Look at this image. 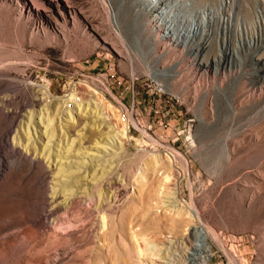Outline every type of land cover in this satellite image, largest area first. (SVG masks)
<instances>
[{
	"label": "rangeland",
	"instance_id": "374dc122",
	"mask_svg": "<svg viewBox=\"0 0 264 264\" xmlns=\"http://www.w3.org/2000/svg\"><path fill=\"white\" fill-rule=\"evenodd\" d=\"M88 1V14L110 32L106 36L117 48L96 30L86 29V19L70 18L66 32L47 22L35 29L18 1L0 0V264H83L89 247L93 254L103 248L109 255L100 238L107 229L103 215L116 227L123 220L127 223V236L118 232L111 245L131 255L132 264H165L161 255L139 256L138 249L128 245L135 244L136 239L130 240L133 232L139 240L154 243L148 244L149 252L163 240L179 238L171 227L173 207L167 201L178 185L176 200L194 206L202 222L228 246L229 254L214 246L207 264H264V0H168L162 31L156 33L151 29L157 16L151 13L154 0ZM164 32H170L166 40ZM226 47L231 53H224ZM111 66L116 76L134 72L148 80L160 77L168 91L192 99L191 110L198 117L195 161L190 177L176 175L169 161L141 148L129 134L124 152L110 147L102 149L101 156L83 157L72 150L74 171L64 179L81 177L68 180L71 189L86 182L88 194L76 198L70 213H60L61 220L74 225L69 229L74 238L63 240L49 223L55 218L48 214L54 171L42 151L58 152L72 143L70 139H80V131L88 136L83 147L105 142L110 138L105 136L125 126L106 92L102 73ZM46 87L48 98L38 104ZM99 96L111 105L105 113L97 110ZM44 107L56 122L60 115L64 118V133L58 123L50 143L45 122L37 115ZM59 107L68 113H59ZM72 111L75 120L69 122ZM78 147L74 143L69 148ZM95 165L96 171L91 170ZM166 175L173 179L165 186ZM116 180L125 190L115 199ZM92 182L98 186L94 194Z\"/></svg>",
	"mask_w": 264,
	"mask_h": 264
},
{
	"label": "bare ground",
	"instance_id": "6f19581e",
	"mask_svg": "<svg viewBox=\"0 0 264 264\" xmlns=\"http://www.w3.org/2000/svg\"><path fill=\"white\" fill-rule=\"evenodd\" d=\"M16 1H18V5L20 6V9H27V11L30 13L31 23L35 29H40L42 27V25H44V23L47 22V23H50L56 31H58L61 28L63 31L66 32L67 31L66 23H68L70 18L73 19V21L86 19V23L84 25L86 27V29L91 27V29L96 30V32H99L100 36H103V38L105 39V42H109L108 40H110L109 39L110 37L106 36V35H110V32L108 30L100 27V23L95 16L88 14L89 10H87V6H88V4H90L88 0H63L66 2L65 5L62 2V0H31L32 5L30 4V0H16ZM165 1L166 0H160L158 2L159 4H157V5L155 4L156 6L153 7L154 9H152L153 10L152 14L159 16L160 10L163 7ZM42 3L45 4L46 8H43L41 6V5H43ZM57 14H61L63 21H64L63 23H60V20L58 19ZM157 16L155 19L159 25L160 24L159 19H161V16L160 17H157ZM194 27H193V29H194ZM198 29H199L198 27L195 28V30H197V31H198ZM193 31L194 30H192V33H193ZM65 32H64V34L66 35ZM169 33L170 32L164 33V36H165L164 40L169 38V35H168ZM196 33H198V32H196ZM116 34L119 38H122V33L117 28H116ZM263 34H264V32H263ZM196 38H198V37H196ZM110 41H111V44H113L115 46V43L113 42L114 40L111 39ZM201 44H202V41L199 40L196 43V49H198ZM124 46H125V44H124ZM231 51H232V49L230 47L229 48L226 47L224 53L225 54L231 53ZM233 52H235V49H233ZM262 58L260 56L257 59L262 60ZM188 60H190V59H188ZM262 61H264V59ZM201 62H203V65L206 64V61H201ZM145 64H146V62H145ZM158 72H157V74H159L161 76L163 75V74L158 73ZM148 73L153 75V70L149 69ZM165 74L167 75V73H165ZM172 78L177 79L178 77L172 76ZM159 80L162 81V79H160V78H159ZM196 91H197V89H196ZM48 93H49L48 88L46 87L45 90L40 93L42 95V97L37 99L38 104H40V101H41V103H43L42 100L48 98ZM208 94H207V96H208ZM211 99H212V97H211ZM96 103L98 106V108L97 107L96 108L100 113L107 112L108 107L110 108V106H111L109 104V102L107 103L105 101L104 97H101V96H99V98L97 97ZM60 106L63 107L62 104H60ZM61 107H59L58 112L65 114L67 111L66 112H65V110L62 111ZM45 110H47V113L45 112ZM68 110L70 111V109H68ZM111 110H113V109H111ZM116 110H118V109H116ZM69 113H70V118H69L70 121L69 120H67V121L71 122V121L75 120V116H74L73 111L69 112ZM30 114H31L30 118L33 119V117L36 115V112L32 111ZM37 115H40L43 118V121L45 122V129H46L45 132H46L47 137H49V143L52 140V137H54V135H55L56 125L58 123L59 124L57 125V127L59 126L61 132L63 131V133H64L65 124L63 123V119H64L63 115H60L57 118L58 120L56 122V117H54V115H51V113L49 112V109H47L45 107L40 109V112H38ZM122 127H123L122 129H117V128L114 129L112 134L105 136V138L106 137L111 138V139L110 138L107 139V141H105V142L98 141L96 144L87 145V146L83 147V144H86L88 136L85 135L84 131L83 132L80 131L81 133L79 132V135L81 138L77 139V140H75V138H73L72 140L70 139V141L72 143L67 144L65 146V148L62 147L63 152H62V148L58 152H55V153L42 151V155L47 160L46 162L48 163L47 166H48L49 170L51 169V171H54L53 172L54 175L52 176L51 179L53 182H55V184L53 183L54 185L51 186V191H50V194L48 196L49 197V204H50V208L48 209V214L51 216H55V218H53V220L49 221V223H50V225H53V229L56 230L57 235H61L60 236L61 239H63V240L65 239V240L69 241V240L74 238L73 237L74 232L69 231V229H71V227H74V225L71 222V220H67L64 218H63L64 220H61L60 219V213L62 211L66 212V213H70V210L73 207L76 198L83 196L82 193L86 192V194H88V192L86 191V189H87L86 182L81 183L82 186L79 184L77 186V189H76L77 191L75 189H71L72 187H71V184L69 183L68 180H70V182H77L78 180H80L79 178H81V177H78V178H74V177L72 178L71 177L69 179H64L66 176H68V173H70L71 170H73V169H71L72 164L70 163L72 160L70 158V155H72L73 153H70V152L72 150H75L74 154H77V155L83 154V157L101 156L100 154L102 153V149L103 150L105 148L110 149V147H112V148L115 147L116 151L120 150V152H124L125 151L124 140H127L126 138H128L129 135L127 134V126L123 125ZM25 130H26V134L28 136V138H26V139H30V132L27 131L28 129H25ZM63 137H64V134H63ZM74 143H75V145H79L80 147H78L77 149L69 148L70 145H73ZM27 146H29V144ZM24 152H25V154L30 155L31 149L26 148V150H24ZM118 152H116L117 153L116 155H119ZM120 154H122V153H120ZM51 155H55L56 157H58V159H51ZM159 162H160V160L155 157L154 163L157 164ZM95 164L97 165V163H95ZM96 165L91 170L96 171L95 170ZM154 167H156V165ZM87 169L88 168L85 167L84 171H86ZM95 174L96 173L91 174L92 179L97 178V177H95L96 176ZM85 177H86V175L83 176L82 178L85 179ZM58 179L60 180L61 184L58 181ZM172 179H173L172 176L166 175L165 176V186H166V183L171 182ZM92 184H93V186H90L89 188H90L91 194H94V193H96V186L97 185H96V183H93V182H92ZM121 186H122V183H120V181L116 180L114 182V186H112V187L115 190V195H112V197L113 196H115V197H113V198L116 199L118 196H120L121 192L125 188L124 186H122L124 188H121ZM169 192H170V195H168L167 197H169L171 200H167V201H170L171 203L168 205L173 207L170 209L173 211V214L170 217L171 218L170 222L172 225L171 227L174 231L175 237H177V238L179 237L178 238L179 240L175 239V238H174V240L173 239L163 240L162 246L158 245L156 247H153L156 250L153 252H149L147 250V249H149L148 244L152 243V242L148 241L146 239L145 240L140 239L141 241H143V243L145 241V247H144V245L140 242L138 235L135 234L136 232H133V235L131 234L130 240L132 241V243H133L132 239H134V241L136 239V241H135V244H133V245L129 243L130 245H128V247L131 246V249L130 248L129 249L133 250V249L137 248L138 249L137 253H139V256L142 254L144 256H145V254H146V256H148L149 254L161 255L159 257L166 258L165 264H207L210 260L211 252L213 251L214 246H216V245L219 246L223 251L227 252V254H229L228 246L226 245L224 240H222L218 236L216 231H214L209 226H207L204 222H202L201 213L194 206H189V207L187 205L184 206V204L182 205L181 202H179L180 200H176L179 197V193H180L179 185L177 187H175L172 191H169ZM108 199H110V196L106 197V200H108ZM146 214H148V212ZM106 218L108 219L107 222H106ZM110 218L111 217H109V215H108V217H105V215H103L104 224L105 225L107 224V229L104 230L103 233L100 235V238L104 241V244L106 243V245H107L106 247H108L109 255L106 254V252L104 250H102L103 248L101 249V254L100 253L99 254L98 253L93 254L94 251L89 247L87 250L90 251V255L88 256V259L83 264H102V263L103 264H110V261H112V262L114 261L113 262L114 264H132L133 259H131V260L129 259V258H133V257H130L131 255L130 256L127 255L128 256L127 257L124 254L123 250H122V252H123L122 253V252H120L121 250L120 251H118L119 249L116 250L118 247L116 249H114V248H112V245H111V243H114V241L116 240V237L118 236V232H121L123 235L127 236L125 234V232H126L128 225L123 220V222L121 224H119V226L116 227V225H114V223H112ZM197 221H199L201 223L200 226H198L196 224ZM181 227L183 230L180 229ZM58 231L62 232L63 235L60 234ZM180 231H181V233L179 234ZM126 233H128V232H126ZM166 243H167V245H165ZM151 245H154V243H152ZM105 250H106V248H105ZM128 253H129V251H128ZM162 254H163V256H162Z\"/></svg>",
	"mask_w": 264,
	"mask_h": 264
},
{
	"label": "built area",
	"instance_id": "2783aa9c",
	"mask_svg": "<svg viewBox=\"0 0 264 264\" xmlns=\"http://www.w3.org/2000/svg\"><path fill=\"white\" fill-rule=\"evenodd\" d=\"M154 1L157 5L160 0ZM166 1L160 10L161 19ZM161 19L158 25L153 18L155 23L151 29L155 33L162 31ZM102 74L107 81L106 92L114 98L131 139L138 141L141 148L157 152L169 161L176 175L190 177L195 161L193 151L197 147L198 119L191 110L192 99L168 91L160 77L148 80L134 72L116 76L112 66Z\"/></svg>",
	"mask_w": 264,
	"mask_h": 264
}]
</instances>
